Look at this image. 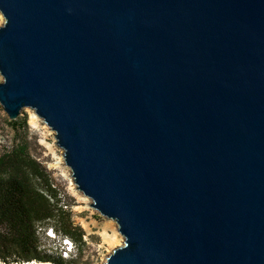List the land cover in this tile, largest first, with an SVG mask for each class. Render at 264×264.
Masks as SVG:
<instances>
[{
	"label": "water",
	"instance_id": "1",
	"mask_svg": "<svg viewBox=\"0 0 264 264\" xmlns=\"http://www.w3.org/2000/svg\"><path fill=\"white\" fill-rule=\"evenodd\" d=\"M0 14V104L34 109L117 222L105 264H264V0H0Z\"/></svg>",
	"mask_w": 264,
	"mask_h": 264
},
{
	"label": "rangeland",
	"instance_id": "2",
	"mask_svg": "<svg viewBox=\"0 0 264 264\" xmlns=\"http://www.w3.org/2000/svg\"><path fill=\"white\" fill-rule=\"evenodd\" d=\"M5 20L0 14V27ZM0 74V83L3 82ZM36 115L34 109L24 107L17 118L12 119L5 113L0 104V155L17 146L25 145L29 155L36 159L41 166L44 177L55 188L61 202L60 211L56 219L39 223L38 238L41 256H52L51 264H59L56 260L58 252L64 247L59 235L64 234L60 229L58 218L69 220L73 227H79L83 232V240H75L76 250L70 258H62L63 264H105L108 257L115 249L125 243V237L119 232L115 220L109 219L92 207V201L75 186L73 173L66 166L64 151L57 145L55 132L40 117L34 124L32 115ZM45 179L38 180V186L46 189L48 183ZM57 227V228H56ZM53 228L57 233V239H50L47 231ZM59 261V262H58ZM42 262L34 260L31 262H12V264H29Z\"/></svg>",
	"mask_w": 264,
	"mask_h": 264
},
{
	"label": "trees",
	"instance_id": "3",
	"mask_svg": "<svg viewBox=\"0 0 264 264\" xmlns=\"http://www.w3.org/2000/svg\"><path fill=\"white\" fill-rule=\"evenodd\" d=\"M43 179L40 164L25 145L0 155V264L55 259L41 256L37 227L65 211L58 206L62 201L58 191L47 180L46 189L38 186ZM57 223L65 235L83 240L82 230L69 220L59 217ZM56 260L63 264L60 256Z\"/></svg>",
	"mask_w": 264,
	"mask_h": 264
},
{
	"label": "built area",
	"instance_id": "4",
	"mask_svg": "<svg viewBox=\"0 0 264 264\" xmlns=\"http://www.w3.org/2000/svg\"><path fill=\"white\" fill-rule=\"evenodd\" d=\"M47 234H48V237L52 240L57 239V237H58L57 233L54 232L53 228H50L47 231ZM59 238H60V241L62 242L64 249L62 252H58L57 255L60 256L61 258H65V259L70 258L76 250L75 241L71 237H69L65 234H60Z\"/></svg>",
	"mask_w": 264,
	"mask_h": 264
},
{
	"label": "bare ground",
	"instance_id": "5",
	"mask_svg": "<svg viewBox=\"0 0 264 264\" xmlns=\"http://www.w3.org/2000/svg\"><path fill=\"white\" fill-rule=\"evenodd\" d=\"M38 117L34 114L32 115V122L35 124ZM29 264H51L50 262H33Z\"/></svg>",
	"mask_w": 264,
	"mask_h": 264
}]
</instances>
